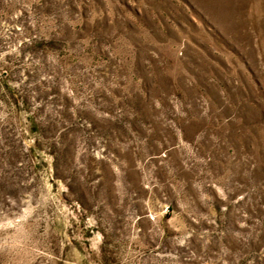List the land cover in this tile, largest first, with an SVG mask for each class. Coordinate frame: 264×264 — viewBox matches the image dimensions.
Listing matches in <instances>:
<instances>
[{
    "label": "rangeland",
    "instance_id": "obj_1",
    "mask_svg": "<svg viewBox=\"0 0 264 264\" xmlns=\"http://www.w3.org/2000/svg\"><path fill=\"white\" fill-rule=\"evenodd\" d=\"M0 264H264V0H0Z\"/></svg>",
    "mask_w": 264,
    "mask_h": 264
}]
</instances>
